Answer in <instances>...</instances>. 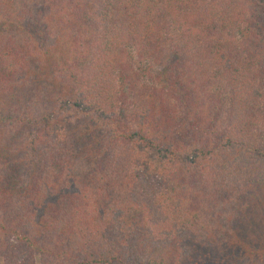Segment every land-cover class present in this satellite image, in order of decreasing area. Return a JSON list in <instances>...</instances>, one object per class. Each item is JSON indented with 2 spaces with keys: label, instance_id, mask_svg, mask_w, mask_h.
Listing matches in <instances>:
<instances>
[{
  "label": "trees",
  "instance_id": "trees-1",
  "mask_svg": "<svg viewBox=\"0 0 264 264\" xmlns=\"http://www.w3.org/2000/svg\"><path fill=\"white\" fill-rule=\"evenodd\" d=\"M1 123L0 264H182L264 193V0H0Z\"/></svg>",
  "mask_w": 264,
  "mask_h": 264
},
{
  "label": "rangeland",
  "instance_id": "rangeland-1",
  "mask_svg": "<svg viewBox=\"0 0 264 264\" xmlns=\"http://www.w3.org/2000/svg\"><path fill=\"white\" fill-rule=\"evenodd\" d=\"M40 63L41 68L47 64L44 58ZM36 64L34 61L32 66ZM39 84L38 92L46 95L48 82ZM224 197L218 194L198 205L202 227L186 243L190 253L182 258V264H264V193L232 198V201ZM218 234H221L222 246L216 243Z\"/></svg>",
  "mask_w": 264,
  "mask_h": 264
}]
</instances>
